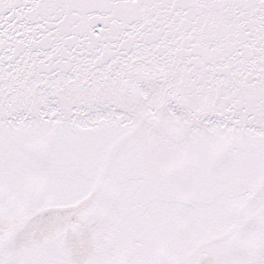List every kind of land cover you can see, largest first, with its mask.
Returning <instances> with one entry per match:
<instances>
[{
    "label": "snow or ice",
    "instance_id": "1",
    "mask_svg": "<svg viewBox=\"0 0 264 264\" xmlns=\"http://www.w3.org/2000/svg\"><path fill=\"white\" fill-rule=\"evenodd\" d=\"M0 264H264V0H0Z\"/></svg>",
    "mask_w": 264,
    "mask_h": 264
}]
</instances>
